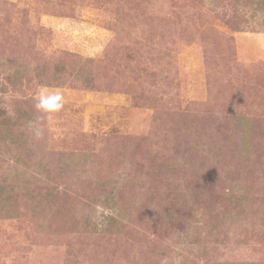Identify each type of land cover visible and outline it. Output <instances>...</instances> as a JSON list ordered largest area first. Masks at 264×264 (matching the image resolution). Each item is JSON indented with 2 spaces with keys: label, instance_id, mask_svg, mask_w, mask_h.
<instances>
[{
  "label": "rangeland",
  "instance_id": "rangeland-1",
  "mask_svg": "<svg viewBox=\"0 0 264 264\" xmlns=\"http://www.w3.org/2000/svg\"><path fill=\"white\" fill-rule=\"evenodd\" d=\"M0 264H264V0H0Z\"/></svg>",
  "mask_w": 264,
  "mask_h": 264
},
{
  "label": "clouds",
  "instance_id": "clouds-1",
  "mask_svg": "<svg viewBox=\"0 0 264 264\" xmlns=\"http://www.w3.org/2000/svg\"><path fill=\"white\" fill-rule=\"evenodd\" d=\"M34 108L42 114V119L52 120L54 114L64 109L66 100L64 94L59 89H51L47 86H41L34 97ZM28 127L34 138L40 139L44 135V129L40 126V121H29Z\"/></svg>",
  "mask_w": 264,
  "mask_h": 264
},
{
  "label": "trees",
  "instance_id": "trees-1",
  "mask_svg": "<svg viewBox=\"0 0 264 264\" xmlns=\"http://www.w3.org/2000/svg\"><path fill=\"white\" fill-rule=\"evenodd\" d=\"M260 8H261V7H256L255 9L258 10V9H260Z\"/></svg>",
  "mask_w": 264,
  "mask_h": 264
}]
</instances>
